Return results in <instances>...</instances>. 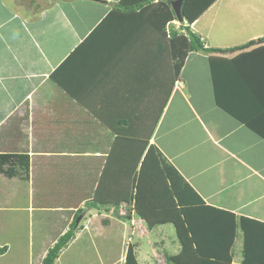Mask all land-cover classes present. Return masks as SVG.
I'll return each mask as SVG.
<instances>
[{
  "label": "crops",
  "instance_id": "1",
  "mask_svg": "<svg viewBox=\"0 0 264 264\" xmlns=\"http://www.w3.org/2000/svg\"><path fill=\"white\" fill-rule=\"evenodd\" d=\"M120 1L0 0V246L7 247L0 264L10 262L13 248L16 255L24 251L27 264H40L76 210L93 198L97 205L86 211L92 215L56 260L63 253L68 259L89 232L106 240L119 231L122 241L128 239V225L104 213V206L110 213L133 207V183L151 145L201 198L185 211L199 250L190 264H228V256L230 264H242L245 242L250 260L264 264V42H258L264 0H215L191 23L172 20L164 29L157 28L152 5L109 17ZM186 26L204 46L228 51H190L178 74L158 83L156 74H166L158 64L173 63L170 32L186 36ZM157 89L166 99L156 118ZM124 176H131L130 185ZM146 197L142 207H150ZM162 211L157 218L174 209ZM16 216L23 218L26 243L18 233L1 235L17 230ZM240 217L262 224L246 222V241ZM129 220L138 222L132 233L139 245L128 240L126 246L139 264H148L135 247L145 242L155 253L150 233L175 224L148 227L134 214ZM122 241L115 264H124ZM179 243L168 255L182 252ZM186 249L183 257H191ZM183 257L180 264L190 260Z\"/></svg>",
  "mask_w": 264,
  "mask_h": 264
},
{
  "label": "trees",
  "instance_id": "2",
  "mask_svg": "<svg viewBox=\"0 0 264 264\" xmlns=\"http://www.w3.org/2000/svg\"><path fill=\"white\" fill-rule=\"evenodd\" d=\"M170 0H157L155 3L154 0H135L131 4H126V0H121L119 3H117L113 9L108 13L109 17L112 16L116 11L122 10V11H130L135 8H142V7H150L152 5L155 8L156 12V26L157 28L164 29L165 25L169 23L172 20H176L175 13L173 9L170 6ZM215 0H183L181 5V15L182 17H185L188 19L189 23L194 21L196 19L197 15H199L208 5L213 3ZM152 3V4H151ZM107 15V16H108ZM264 38V37H263ZM260 38V39H263ZM170 47L171 52L173 56V63H172V69L175 72V74H178L179 70L181 69L186 54L190 51H204L207 53H213V52H222V51H228L226 49H219V48H212V47H206L204 46L201 38L193 31L190 30L188 26H186V36L179 35L177 32L172 31L170 32ZM252 43V42H249ZM249 43L245 44L242 47H246L249 45ZM83 44L81 43L78 47H76L73 52L62 62H66L68 59L71 58L72 55H74L80 48H82ZM213 55L209 56L210 59V66L212 68V59ZM61 64V65H62ZM60 65V66H61ZM52 78L66 91V85L62 84L57 78L56 75H51ZM161 107L158 109L157 112H155L156 118L159 116ZM151 149V148H150ZM148 150V152L145 155V159H148L150 156L151 150ZM156 157L161 158V163L156 159L155 164L157 166V174L162 179H165L169 183V190L172 194V203L173 205L176 204V208L174 207V212H170V215L166 218L165 215H162V217L157 218V212L161 213L164 209L163 204L160 203L157 204L153 199L151 203H149L150 207H142L144 204V196H145V190L144 188L140 187L139 184H135V192L134 195H132L135 199V201H138L139 199H142L141 207L138 205L137 207V213L138 215H141L146 221L148 227H152L153 225H156L157 223H165V221H171L175 224L176 231L179 237V240L182 243V252L177 253L175 255H168L167 260L168 262H171L172 264H180L182 263V257L184 256V253L186 252V246H190L193 254L191 257L186 256L183 257V260L185 261L187 258L190 260L188 262H185L186 264H190L191 261H193V257H197V254L199 252L197 247V238L194 234V231L192 227L190 226L189 219L186 217V209H189L193 206H195L196 201L201 202V198L198 196V194L189 186V184L183 179V177L179 174V172L175 169L173 165H171L165 158H163L162 154L160 152L157 153ZM166 182V183H167ZM177 199V200H176ZM147 200V199H146ZM178 201V202H177ZM180 203V204H179ZM91 205L96 206L97 204L95 202H92ZM146 205V204H145ZM143 209L149 210L148 212L142 211ZM153 210L156 211V215L152 212ZM82 212L81 209H77L74 215V218L70 224V227L61 234L58 239L55 241V243L48 249V252L46 253L45 257L42 260L41 264H53L55 259L59 256V253L61 250L66 247L68 242L72 237L75 235V220ZM164 214V213H163ZM232 219L235 220V216H231ZM246 222H251L255 224L256 226H261L262 224L260 222L240 217L239 218V225L243 229L245 234V241L248 238V231L246 228ZM183 225V229H182ZM186 225V226H185ZM185 237V239H184ZM245 248L243 250V260L242 264H260L257 262H254L250 260V254L248 247H246V242L244 244ZM7 250L6 246H0V255L5 253ZM228 260V264H230V256ZM124 264H139L137 261L133 247L132 245H128L126 254H125V260Z\"/></svg>",
  "mask_w": 264,
  "mask_h": 264
},
{
  "label": "rangeland",
  "instance_id": "3",
  "mask_svg": "<svg viewBox=\"0 0 264 264\" xmlns=\"http://www.w3.org/2000/svg\"><path fill=\"white\" fill-rule=\"evenodd\" d=\"M172 1L173 0L169 1L170 6H171ZM256 2L259 3L258 0ZM183 18H185V17H183ZM176 20H177V18H176ZM176 22H177V24H179L180 21L177 20ZM180 23L183 24V20ZM169 59H170V57H168V58L166 57L167 63L169 62ZM158 66L160 68H163L164 70H166V74H165V72H163V74H156L155 78H156V81L158 83L159 82L164 83L165 77H166V79H168L169 76L174 75V74H172L173 73L172 67L169 68V66L167 65V67L164 68L163 64L162 65L158 64ZM198 71L202 74H205L203 68L198 69ZM158 85H160V84H158ZM164 96H165L164 92L162 93L160 90H158V89L156 90V94L154 95V100H153V104L155 105L156 112L161 107L163 98H165ZM153 147L154 146L151 145L150 146L151 149L149 148L151 150V153H150V156L148 157V159L142 160V162H141V166L139 168V179L140 180L137 182V184H139L140 187L144 188V190H145V196L143 199H146L147 198L146 196H150L149 198H152L157 204L160 205V203H161V204H163V207H165V208L168 207L170 209L171 208L174 209V207L176 208V204L173 205V203H172L171 199H172V196L174 194H172L171 191L169 190V183L165 179L161 180V178L157 174L158 172H157V166L155 164V161L157 159L161 163V158L158 159V157H156L157 153L160 151L157 148H156V150H154ZM152 155H154V156H152ZM163 158H165V157H163ZM148 160H149L148 165L150 167L149 168V174L145 175V173H147L146 162ZM153 160H155V161H153ZM65 178L67 179V176ZM131 181H132L131 176H129V177L124 176L123 184L130 185ZM60 185H61V183H60ZM61 188L64 189V187L62 185H61ZM132 190L135 192L134 186H133ZM62 192H63V190H62ZM127 192L128 191H125V193H127ZM53 194L54 193H48V197L52 199ZM130 195L131 194H128L127 196L130 197ZM59 197L60 196L57 195V198L51 200L50 202L56 201ZM127 199H129V198H127ZM68 200L70 203H73L72 201H70V199H68ZM93 201L96 202V199L93 198L91 200L86 201L85 206L80 208L83 211L77 217V218L81 217L79 219V222L76 223L77 218L75 220L74 229H75L76 233H78L80 229H83L84 225L87 222L86 221L87 216L92 215V213L90 211L88 213H86V211L89 209L88 207H90V204ZM141 202H142V199H141ZM55 203H57V202H55ZM60 203L62 204V202H60ZM137 204L141 207V204L139 201H135L133 204V207H132L131 203L124 205L122 210L121 209L116 210V207H112V209L114 208L113 213H110V210H111L110 205L108 207L104 206L107 209L106 211H104V213L115 218L116 222L118 221V223L124 224L125 226H126V224L128 225V227H129L128 230H130V235L128 236V239H127V236H124L125 239L122 241L121 233L119 231L117 234H114L113 237L111 236L109 239H106V240L104 239L105 235L104 236L99 235L96 238V237L92 236L93 233L89 232V235L86 238L85 244H82L80 248H78L74 252L70 253V256H69V252H68L69 258L66 260L63 257L65 253H63L61 255L60 259H58V260L55 259L56 260L55 264H102L103 260H105V258H108V257L114 258L115 259L114 264H115L116 260L118 259L117 257L119 255V250L121 248V241L123 242L122 245L125 246V249H126V247H128V246H126L127 245L126 241H128V240L130 242H133L135 245H139V242L137 241V237L135 235L136 229H137V227H136L137 225H135V224L138 222H136L134 220H129V217L132 214H134L135 217H138V213H137L138 205ZM133 209L135 211L134 213H132ZM17 216H16V220H15L16 222L14 221L18 225L17 230L10 229L9 232L8 231H2L1 235L4 236L5 234H17L18 233L17 238H20L22 240V243H26L27 242L26 235L28 232H27V229L24 228L25 226L22 224L21 220H23V218H18ZM98 219L99 218H97V222H96L97 224L96 225L100 227L102 222L99 221ZM14 222H13V225H15ZM93 222L95 223V221H93ZM91 225H92V222H90L88 230H90ZM113 226H115V225H113ZM11 228H13V227H11ZM115 228H116V226H115ZM94 230H95V228H94ZM124 230H126V229H124ZM132 230L135 234L132 233ZM131 235H132V237H131ZM150 235H151V236H149L150 240L154 243L155 253H153L152 249L150 247H148L147 243L143 242V239H140V241L143 242L140 246V249H139V246H136L135 248L138 247V250H140L139 258L141 259V261L143 259H146L148 261V264H172L171 262H168L167 256H168V254L173 253L178 248V246L180 245V243H179L180 240H179V237H178V234L176 231V227L174 226V228H173L172 225L169 226L166 224L165 227H163V229L157 228L155 233L154 234L150 233ZM131 238H132V241H131ZM12 240H15V239H12ZM33 241H35V239ZM15 247H17V246H15ZM136 251H137V249H136ZM146 251H147V254L145 255ZM23 252L24 251L21 252L22 254L20 253L21 255H16L15 253H19V249L13 248L11 250V252L9 253V255H7V257H6L10 262L7 261L6 264H10V263L11 264H27V257L23 254ZM26 252H27V250H26ZM47 252H48V250H47ZM46 253H45V255H46ZM45 255L43 256V258L45 257ZM43 258L41 259V263H42ZM63 260H65V261H63ZM138 261H139V259H138ZM0 262L2 263L4 261L2 259H0ZM143 263H144V261H143Z\"/></svg>",
  "mask_w": 264,
  "mask_h": 264
},
{
  "label": "water",
  "instance_id": "4",
  "mask_svg": "<svg viewBox=\"0 0 264 264\" xmlns=\"http://www.w3.org/2000/svg\"><path fill=\"white\" fill-rule=\"evenodd\" d=\"M182 2H183V0H173L171 2V7H172V9H173V11L175 13V16H176L177 20L180 21V22L183 20V17L181 15V5H182ZM258 42L259 43L260 42H264V38L263 39H259ZM80 218L81 217L77 218L76 223L79 222V219Z\"/></svg>",
  "mask_w": 264,
  "mask_h": 264
},
{
  "label": "built area",
  "instance_id": "5",
  "mask_svg": "<svg viewBox=\"0 0 264 264\" xmlns=\"http://www.w3.org/2000/svg\"><path fill=\"white\" fill-rule=\"evenodd\" d=\"M179 82V81H178ZM180 84H181V82H180Z\"/></svg>",
  "mask_w": 264,
  "mask_h": 264
}]
</instances>
